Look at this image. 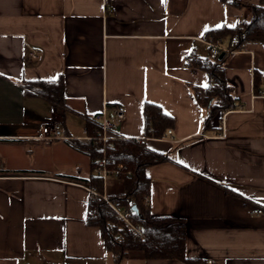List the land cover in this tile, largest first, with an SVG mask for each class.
Instances as JSON below:
<instances>
[{
    "label": "crops",
    "instance_id": "crops-1",
    "mask_svg": "<svg viewBox=\"0 0 264 264\" xmlns=\"http://www.w3.org/2000/svg\"><path fill=\"white\" fill-rule=\"evenodd\" d=\"M238 3L0 0V264H115L87 224L90 157L73 148L79 140H41V126L77 138L105 106L122 105L114 133L143 139L145 103L174 119L172 139L146 140L171 157L147 169L151 214L184 220L187 257L202 264H264V213H253L264 210V97L254 88L264 47L225 53L237 107L213 119L219 132L204 130L209 109L193 93L211 79L186 64L192 51L210 57L206 32L250 20L260 0ZM59 79L65 107L25 86Z\"/></svg>",
    "mask_w": 264,
    "mask_h": 264
},
{
    "label": "trees",
    "instance_id": "trees-1",
    "mask_svg": "<svg viewBox=\"0 0 264 264\" xmlns=\"http://www.w3.org/2000/svg\"><path fill=\"white\" fill-rule=\"evenodd\" d=\"M225 3L238 4V0H223ZM252 18L242 20L235 27L222 26L206 32L205 42L208 45L210 57H201L192 51L187 58V66L205 71L211 84L207 88L193 87L195 100L202 108L209 109L204 130L219 132L221 128H214L212 121L215 117H222L229 110L237 107L236 98L226 78L224 59L212 56L210 42L219 40L232 52L244 50L249 44H259L264 47V0L251 7ZM25 86L53 104L65 107L64 81L56 82H28ZM255 93L264 94V76L255 74ZM145 135L143 139H117L113 148L107 149L110 167L123 165V171L116 178L122 185L123 191L108 194L110 203L118 208L137 206L138 211L133 218L142 227V233L137 234L128 227L118 216L112 206L100 196L89 201L87 224L101 230L103 244L107 253L112 256L115 264H124L133 254H140L146 260H180L186 264H202L199 259L187 257V227L184 220L174 217H155L151 214L145 197L150 195L151 179L147 169L165 162H169V154L157 152L147 146L148 139H163L168 130L174 127V119L167 115L160 106L145 103L143 106ZM93 127V124H89ZM72 146L77 151L86 154L92 162V171L103 151L96 150L91 142L73 141ZM128 172L131 174L128 175ZM90 186L103 192L102 181L94 176L88 181Z\"/></svg>",
    "mask_w": 264,
    "mask_h": 264
},
{
    "label": "built area",
    "instance_id": "built-area-1",
    "mask_svg": "<svg viewBox=\"0 0 264 264\" xmlns=\"http://www.w3.org/2000/svg\"><path fill=\"white\" fill-rule=\"evenodd\" d=\"M211 47V54L212 56H220L223 52H232L229 49H224L222 46V42L219 40L216 43H209ZM31 60L35 61L37 60L38 54L33 51L31 53ZM250 73H252V69L249 70ZM258 95H261L264 97L263 93H260ZM126 117V109L124 106L119 105L115 107H104L103 110L99 113H96L93 115V117L90 119L91 124H93V127H90V125H86L83 128L82 136L74 138L69 137L65 135L63 132L62 126L58 122H51L49 124H44L41 126V137L40 139L43 141H60V140H81V141H88L92 143V146L98 150L103 151V155L98 159L96 166L94 167L93 174L94 176L98 177L103 184V192L99 193L96 187L94 186H87V189L89 190V193L91 194L92 198L100 196L104 201L108 202L112 208L115 210V212L118 214V216L121 218V220L132 230H134L137 234L142 233V227L139 224H136L133 221L134 216L136 215V212L132 209V207L129 208H118L116 205L110 203L107 193V183L109 181V178H119L122 171H123V165H118L117 167H110L109 158L106 155V150L109 148L114 147V143L117 139H126L124 137H121L119 135H116L114 133V122H122ZM172 130L167 131V135L164 138H170L172 139ZM137 141H140V139H137ZM131 173L128 172V175ZM145 203H150L149 196L145 197ZM254 214L261 215L264 213L263 209H254ZM211 264V263H208Z\"/></svg>",
    "mask_w": 264,
    "mask_h": 264
},
{
    "label": "rangeland",
    "instance_id": "rangeland-1",
    "mask_svg": "<svg viewBox=\"0 0 264 264\" xmlns=\"http://www.w3.org/2000/svg\"><path fill=\"white\" fill-rule=\"evenodd\" d=\"M111 184L112 186H114L113 188H111ZM108 185V189H109V193L111 194H117V193H121L123 191V187L121 185V183L116 179V178H109V181L107 183ZM124 264H134V262H128V260H126L124 262Z\"/></svg>",
    "mask_w": 264,
    "mask_h": 264
},
{
    "label": "water",
    "instance_id": "water-1",
    "mask_svg": "<svg viewBox=\"0 0 264 264\" xmlns=\"http://www.w3.org/2000/svg\"><path fill=\"white\" fill-rule=\"evenodd\" d=\"M224 56H225V52H223V53L220 55L219 58H220V59H223ZM132 209H133L135 212L138 211V208H137V206H135V205L132 207Z\"/></svg>",
    "mask_w": 264,
    "mask_h": 264
},
{
    "label": "snow or ice",
    "instance_id": "snow-or-ice-1",
    "mask_svg": "<svg viewBox=\"0 0 264 264\" xmlns=\"http://www.w3.org/2000/svg\"><path fill=\"white\" fill-rule=\"evenodd\" d=\"M162 2L166 3V0H162ZM230 27H235V25H229ZM217 27H220V25H218ZM204 87H207V85H204Z\"/></svg>",
    "mask_w": 264,
    "mask_h": 264
}]
</instances>
